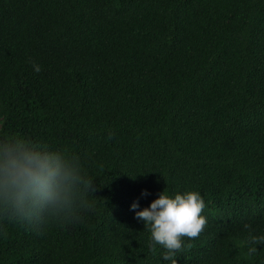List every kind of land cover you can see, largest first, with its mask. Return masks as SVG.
Returning a JSON list of instances; mask_svg holds the SVG:
<instances>
[{
    "label": "trees",
    "instance_id": "16d2710c",
    "mask_svg": "<svg viewBox=\"0 0 264 264\" xmlns=\"http://www.w3.org/2000/svg\"><path fill=\"white\" fill-rule=\"evenodd\" d=\"M10 137L96 190L75 219L0 217V264H167L130 205L189 190L207 223L177 264H264V0H0Z\"/></svg>",
    "mask_w": 264,
    "mask_h": 264
},
{
    "label": "clouds",
    "instance_id": "9594fccd",
    "mask_svg": "<svg viewBox=\"0 0 264 264\" xmlns=\"http://www.w3.org/2000/svg\"><path fill=\"white\" fill-rule=\"evenodd\" d=\"M39 73L41 67L32 62ZM82 176L78 158L20 137L0 140V217L17 222L43 223L49 217L77 218L79 210H91L96 190ZM141 195H147L142 192ZM205 201L198 191L169 195L162 191L148 207L139 211L138 202L130 205L134 218L147 229L149 246H159L160 259L177 264L176 255L184 246V237L196 238L204 230L207 219L202 215ZM249 254L264 247V232L245 224Z\"/></svg>",
    "mask_w": 264,
    "mask_h": 264
}]
</instances>
